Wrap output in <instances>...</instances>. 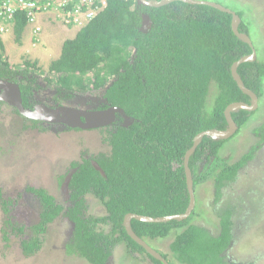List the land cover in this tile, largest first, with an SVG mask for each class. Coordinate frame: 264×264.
<instances>
[{
  "label": "trees",
  "instance_id": "16d2710c",
  "mask_svg": "<svg viewBox=\"0 0 264 264\" xmlns=\"http://www.w3.org/2000/svg\"><path fill=\"white\" fill-rule=\"evenodd\" d=\"M105 2L104 8L74 38L62 43L59 57L48 67L58 75L62 87L69 90L72 87L85 89L88 84L83 79L88 73L94 74V88L105 86L107 77L111 76L112 81L104 93L105 103L98 108L118 106L131 119L127 126L116 124L113 130H107L110 153H99L97 158L72 163L76 170L70 176L71 205L65 214L74 229L65 252L83 258L87 264H105L115 246L125 244L130 255L140 253L154 264H162L128 236L124 217L128 213L159 217L185 212L189 202L183 168L185 153L198 133L227 127L224 110L230 103L249 102V97L233 80L230 67L240 57L250 54L252 48L256 49L233 34L230 13L208 5L172 1L160 7H149L137 5L135 0ZM100 5L96 0L93 7ZM74 7L75 4L69 2L64 10ZM81 9H87L85 4ZM144 14L151 19L146 33L141 31ZM236 14L238 31L250 38L243 15ZM27 19L24 12L16 15L13 32L18 44ZM3 49L0 38V51ZM23 64L26 70L32 69L36 62L25 60ZM8 67L0 54V77L11 74ZM237 72L246 88L258 99L264 97V61L257 58V53L254 61L240 64ZM253 114L254 111L245 110L231 113L237 125L235 135L240 131L244 133V125ZM36 124L32 122L33 127ZM63 127L64 131L70 130ZM227 139L213 140L204 136L189 157L195 206L188 218L168 222L130 221L132 231L147 244L176 231L169 249L180 264H228L223 253L233 238L230 209L219 217L217 236L190 223L195 214L199 185L211 179L217 203L222 188L236 179L238 171L253 156L254 148H251L231 164L228 160L232 159V154L228 160L220 159L219 152L225 148ZM92 160L104 174L93 167ZM25 190L39 200L41 208L39 222L30 227L32 234L18 238L23 254L28 257L41 249L46 227L60 215L63 207L43 188L27 185ZM89 193L103 204L104 216L86 218L83 215L84 197ZM9 202L2 200L0 191L4 212ZM97 223L107 224L108 233L97 232ZM4 224L10 225V230L17 234L24 230L22 225H11L8 219ZM2 232L7 239L6 232ZM161 256L172 264L167 255Z\"/></svg>",
  "mask_w": 264,
  "mask_h": 264
},
{
  "label": "rangeland",
  "instance_id": "374dc122",
  "mask_svg": "<svg viewBox=\"0 0 264 264\" xmlns=\"http://www.w3.org/2000/svg\"><path fill=\"white\" fill-rule=\"evenodd\" d=\"M55 1L58 3L64 0ZM67 1L75 4L76 0ZM204 1L219 3L235 13L240 12L244 24L250 31V39L256 49L257 58L264 61V0ZM54 11L59 15L55 17L52 14L53 20L45 12L38 14L41 17L42 30L47 28V32L50 33L49 39H53L55 43L54 53L50 52L47 57L42 55L41 50L44 51L48 44L42 42L40 34L37 38L31 37L28 48V29L22 33V44L21 41L20 44L16 43L15 39L10 37L5 39V47L2 52L0 51L2 59L12 62L16 69L23 68L25 60L36 62L30 70L37 77V82L45 85V88L38 92V96L48 106H54L57 102L52 101L50 92L62 86L57 79L58 75L49 71V63L58 57L62 42L74 37V31L79 28H73V31L66 26L64 32L53 34L57 24L55 21L60 19L59 24L65 25L61 17L62 7L57 5ZM52 24V27H48ZM130 54L133 55L132 52ZM93 79V73L84 76L83 80L88 85L85 89L72 87L70 90L74 96L70 99L64 98L66 97L64 94H56L55 97L64 105L87 110L95 109L97 105L105 103V89L110 85L112 77H107L106 85L95 90L90 87ZM1 111L0 116L4 121L0 120L3 134L0 135V141L3 139V142L8 144L0 143V191L2 200L10 202L7 205V212L3 211L0 203V264H87L83 258L65 252V246L70 243L74 229L73 222L65 214L71 205L68 181L76 169L72 167L73 162L80 163L82 158L93 159L99 153H110L111 147L106 137L107 130H113V127L96 131L77 129L60 131L63 126L54 124L47 126V129L43 128L44 131L37 132L34 129L26 131L23 126L28 122L25 119L14 115L11 108L6 106H2ZM253 111L254 114L244 127L245 132L242 134L240 131L228 138L225 148L219 152L220 159L225 160L232 154V159L228 161L233 163L254 148L252 158L238 171L236 179L222 188L217 203L214 202L213 181L208 179L200 184L196 191L195 214L190 220V223L205 228L212 236H217L220 231L219 217L224 210L230 209L233 238L223 253L228 264H264V97L259 99L258 106ZM259 138L262 144L257 142ZM199 169L203 170L202 163ZM27 185L45 189L63 207L60 215L46 227L41 249L28 257L23 254L18 238H28L32 234L30 227L39 222L41 208L39 200L25 190ZM84 201L83 215L86 218H100L106 214L103 204L95 195L91 193L85 195ZM6 219L15 227L22 225L23 232L17 234L10 230V225L6 227L4 224ZM95 230L108 233L109 226L97 223ZM2 231L6 232L7 239L4 238ZM174 233L176 231L165 238L150 241L149 246L167 255L172 264H180L174 260L169 249ZM128 251L125 244L116 245L114 255L105 264H154L143 254L130 255Z\"/></svg>",
  "mask_w": 264,
  "mask_h": 264
},
{
  "label": "water",
  "instance_id": "95a60500",
  "mask_svg": "<svg viewBox=\"0 0 264 264\" xmlns=\"http://www.w3.org/2000/svg\"><path fill=\"white\" fill-rule=\"evenodd\" d=\"M137 5L149 6V7H160L168 4L172 1H182L189 4H203L216 8L222 12L230 13L231 19V29L233 34L243 42L247 43L252 47L251 40L249 36L245 33L238 31L239 16L228 8L220 5L219 3L204 1V0H135ZM151 25V19L147 14L142 15L141 21V31L146 33L149 31ZM251 53L240 57L238 60L232 63L230 70L233 80L235 81L238 88L242 93L249 97V103L246 102H233L230 103L224 110V116L226 119L227 127L223 130L209 129L198 133L193 139L192 146L185 153L183 160V168L186 179V187L189 194L188 206L184 213L166 215L159 217H151L145 215H139L135 213H128L125 215L123 220V225L125 227L126 233L130 236L137 244H139L150 256L160 261L162 264H168L167 260L161 256V254L155 251L152 247L147 244L145 240L138 237L131 229L130 221L131 219H136L143 222H168L170 220L182 221L189 217L190 213L195 206V196L193 189V180L190 168L188 166L189 157L195 151L197 146L200 144L204 136L210 137L213 140H224L231 137L237 130L236 123L231 118V113L238 110H245L248 112L253 111L257 107L258 97L250 89L243 85V82L237 72V67L244 62H252L256 58V52L252 48ZM0 100L8 103L15 107L20 115L24 117L48 123L62 124L69 128H79L82 130L95 129L99 127H104L113 122L116 114L122 116V118L127 122L129 117L125 115L122 108L118 106H109L104 110H84L78 109L73 106H57L55 108H50L45 105H37L34 109H24L21 104V97L19 88L16 84H12L8 81L0 79ZM125 122V123H126ZM93 167L98 170L101 174H104L102 169L99 167L96 161H92Z\"/></svg>",
  "mask_w": 264,
  "mask_h": 264
},
{
  "label": "flooded vegetation",
  "instance_id": "af4514ba",
  "mask_svg": "<svg viewBox=\"0 0 264 264\" xmlns=\"http://www.w3.org/2000/svg\"><path fill=\"white\" fill-rule=\"evenodd\" d=\"M3 61L8 63V66H9L8 68H9L11 74L9 73L10 75H8L7 77H0V79L8 81V82H10L12 84H16L18 86L19 92H20V97H21V104H22L24 109H34L35 106H37V105H45V106L50 107V108H55L57 106H69V105H64L62 103H59L58 99H57V97H55V95L56 94H58V95L64 94L66 96L64 98L70 99V98H72V96H74V93H72V90L65 89L64 87L62 88V86L60 85L61 86L60 89H57L56 91L54 90V91L50 92V95H52V101H57L56 105H54V106H50L49 105L48 106L38 96V92L42 91L43 88H45V85L43 86L42 84L37 82L38 81L37 77L33 75V73L31 72L30 69H26L25 70L24 64H23V68L16 69L10 61L8 62L6 59L5 60L3 59ZM90 87H92V89L95 90V88L93 86H90ZM1 92H2V90H0V94H1ZM102 104H104V103H101V104L97 105L95 107V109H92V110H104V109H107L109 107L108 106L107 108L99 109L98 107L102 106ZM2 106H6L8 108H11V110L13 111L14 115L20 116L21 118L25 119L28 122L27 125L23 126L26 131H30V130H33V129L36 130L37 132H39V130L44 131V129H47V126L57 124V123H48V122L36 121L37 124H36V126L34 125L35 127H33L32 126V122L35 121V120H31V119H28V118L24 117L23 115H20L15 107H13L12 105H9L8 103L0 100V112H2L1 111L2 110ZM75 108H78V107H75ZM78 109H80V108H78ZM84 110H87V109H84ZM250 118L247 120L245 125L248 124ZM0 120L3 122L4 118H2V116H0ZM125 122L126 121L122 118L121 115L116 114L113 122H111L109 125H106L104 127H99V128H95V129H87V130H82V129H79V128H70V130L77 129L79 131H96V130H100V129H106V128L115 127L116 124H121L123 126H127V125H129L131 123V119L129 118V120L126 123ZM60 125H62V124H58V126H60ZM62 126H64V125H62ZM61 130H64V127L60 128V131ZM3 132H5V131L3 130ZM0 135H3L2 134V124L0 125ZM229 139H230V137H229ZM257 142L262 144V142H260V138H259V140ZM0 143L3 144V145L4 144H6V145L8 144V143H4L3 139L0 141ZM7 148L9 149L10 147H7ZM94 158H97V156L94 157ZM83 159H87V158H82V161H83ZM92 161H94V160H92ZM73 168H75V167H73ZM70 178H69V181H68V191H69ZM113 255H114V252L110 255V257H112ZM110 257L108 258V260L110 259Z\"/></svg>",
  "mask_w": 264,
  "mask_h": 264
},
{
  "label": "built area",
  "instance_id": "2783aa9c",
  "mask_svg": "<svg viewBox=\"0 0 264 264\" xmlns=\"http://www.w3.org/2000/svg\"><path fill=\"white\" fill-rule=\"evenodd\" d=\"M96 0H76L73 10H65L64 7L68 4L67 0H0V34L8 32L12 26L14 19L18 12H24L28 18V22H34L36 15L41 12H47L51 9H57V5L62 7L63 13L61 14L62 21L65 24H79L83 25L91 20L102 8L105 6V0H97L100 6L93 7ZM85 4L86 10H82V5ZM40 30L39 26H35L34 32Z\"/></svg>",
  "mask_w": 264,
  "mask_h": 264
},
{
  "label": "crops",
  "instance_id": "0c3cea01",
  "mask_svg": "<svg viewBox=\"0 0 264 264\" xmlns=\"http://www.w3.org/2000/svg\"><path fill=\"white\" fill-rule=\"evenodd\" d=\"M46 14H47V16H49V18L51 19V20H53L52 19V14L53 15H55V17L57 16L58 17V13L56 12V11H54V10H51V11H49V12H45ZM45 13H43V14H45ZM58 14V15H57ZM39 16V17H38ZM39 18V19H38ZM40 15H37V22H36V24H38V25H41V28L43 27L42 26V23H41V20H40ZM57 20V19H56ZM57 24L55 25V28H54V30H53V34H55V35H58L59 33V31H61V32H64V28L66 27L64 24L63 25H61V24H59V22H60V19H59V21L57 20V21H55ZM61 23V22H60ZM86 23H84L83 25H79V24H76V25H68L67 27H70L71 28V30H73V28H78L76 31H74L75 32V35H76V33L81 29V27H83L84 25H85ZM34 25L35 24H27L26 26H25V28H24V30H26V29H28L27 30V36H28V34H29V36H28V40H27V47L28 48H30V46H29V44H28V42L30 41V39H31V37H33V28H34ZM53 26V24L52 25H50V26H48V27H52ZM64 26V27H63ZM47 28H45V29H43L42 31H41V33H40V37H41V40H43L42 42L43 43H45V44H48V46H46V49L43 51V50H41V52H42V55L43 56H45V57H47L48 56V54H50V52L51 53H54V51L56 50V48H55V43L53 42V39L51 40V39H49V32H47V30H46ZM13 30H14V28L12 29V31H9V33L8 34H5V35H2L1 36V39H2V42H3V46L5 47V44H4V42H5V39H9L10 37H13L14 39H15V36H14V32H13ZM24 30H23V32H24ZM51 30V31H52ZM61 34H63V33H61ZM8 35V36H7ZM32 35V36H31ZM75 35H74V37H75ZM56 38V36H53V38ZM59 37V36H58ZM74 37H72V38H74ZM27 38V37H26ZM72 38H70V39H72ZM64 42V41H63ZM62 42V43H63ZM21 44H22V35H21ZM62 45V44H61ZM9 46L7 45V47L6 48H8ZM59 55H60V52H59ZM59 55H58V57H59ZM12 57V56H11ZM57 57V58H58ZM57 58H55V59H57ZM12 63V62H11Z\"/></svg>",
  "mask_w": 264,
  "mask_h": 264
},
{
  "label": "clouds",
  "instance_id": "9594fccd",
  "mask_svg": "<svg viewBox=\"0 0 264 264\" xmlns=\"http://www.w3.org/2000/svg\"><path fill=\"white\" fill-rule=\"evenodd\" d=\"M103 8H104V7H103ZM51 10H54V9H51ZM51 10H49V11H51ZM49 11H47V12H49ZM41 13H43V12H41ZM62 13H63V12H62ZM37 15H38V14H37ZM37 15H36V19H35V21H34L33 23H32V22H28V19H27V24H35V25H34V28H35L36 25L40 27V30H39L37 33L34 32V28H33V31H32V32H33V37L35 36L36 38H37V36L40 34V32H41V30H42L41 26L38 25V24H36V22H37ZM15 18H16V17H15ZM14 22H15V19H14ZM14 22H13L12 26H11L10 29H9V30H11V31H12V29L14 28ZM88 22H89V21H88ZM88 22H87V23H88ZM87 23H86V24H87ZM86 24H85V25H86ZM68 25H71V26H72V25H76V24H71V23H69V24H65V26H68ZM85 25H84V26H85ZM81 28H82V27H81ZM9 30H8V31H9ZM2 35H4V33H3V34H0V38H1ZM1 40H2V39H1ZM250 40H251V39H250ZM251 43H252V41H251ZM255 52H256V51H255ZM258 101H259V99H258ZM258 101H257V106H258ZM248 103H249V102H248ZM235 133H236V132H235ZM229 164H231V163H229ZM238 173H239V172H238Z\"/></svg>",
  "mask_w": 264,
  "mask_h": 264
}]
</instances>
